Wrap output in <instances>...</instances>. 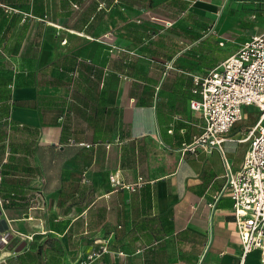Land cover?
<instances>
[{
    "label": "crops",
    "instance_id": "1",
    "mask_svg": "<svg viewBox=\"0 0 264 264\" xmlns=\"http://www.w3.org/2000/svg\"><path fill=\"white\" fill-rule=\"evenodd\" d=\"M262 32L264 0H0V264H76L95 239L99 264H237L224 163L250 124L184 150L203 126L189 100Z\"/></svg>",
    "mask_w": 264,
    "mask_h": 264
},
{
    "label": "built area",
    "instance_id": "2",
    "mask_svg": "<svg viewBox=\"0 0 264 264\" xmlns=\"http://www.w3.org/2000/svg\"><path fill=\"white\" fill-rule=\"evenodd\" d=\"M151 20L161 22L164 27L172 25L168 20L154 17ZM170 67L171 63L167 64ZM193 83L192 91L199 99H190L189 108L200 113L203 126L184 150L194 151L195 146H200L203 150L216 148L221 152L227 132L242 121L243 112L257 114L245 131L243 141H248V148L240 168L233 172L224 163L223 191L229 193L233 202L235 231L240 243L237 264H244L253 251L258 252L257 264H264V32L251 35L205 76H193ZM108 179L113 191L128 188L120 183L117 172L110 173ZM8 200L0 198V211ZM17 236L32 238L21 233ZM7 239V233L0 232V245L6 244ZM93 242L97 248L76 264H99L98 258L109 252L107 239ZM113 254L114 257L122 255L121 252Z\"/></svg>",
    "mask_w": 264,
    "mask_h": 264
},
{
    "label": "rangeland",
    "instance_id": "3",
    "mask_svg": "<svg viewBox=\"0 0 264 264\" xmlns=\"http://www.w3.org/2000/svg\"><path fill=\"white\" fill-rule=\"evenodd\" d=\"M205 34V32H204ZM236 45V44H234ZM232 44L227 43L223 48H221V54L222 56L230 53L233 51V49L235 48V46ZM257 114H248L246 111L243 112V119L242 122L245 124H253L255 119H256Z\"/></svg>",
    "mask_w": 264,
    "mask_h": 264
},
{
    "label": "trees",
    "instance_id": "4",
    "mask_svg": "<svg viewBox=\"0 0 264 264\" xmlns=\"http://www.w3.org/2000/svg\"><path fill=\"white\" fill-rule=\"evenodd\" d=\"M130 66H133V68H135L134 71H137L138 72L136 63H135V65H130ZM127 75H129L130 77H133V78H140V79H143V80H147V77L146 76H143V75H138V74H133V73H131V74H128L127 73Z\"/></svg>",
    "mask_w": 264,
    "mask_h": 264
},
{
    "label": "water",
    "instance_id": "5",
    "mask_svg": "<svg viewBox=\"0 0 264 264\" xmlns=\"http://www.w3.org/2000/svg\"><path fill=\"white\" fill-rule=\"evenodd\" d=\"M0 224L4 225L5 226V222L4 220L0 221ZM21 249V247L18 248V250Z\"/></svg>",
    "mask_w": 264,
    "mask_h": 264
},
{
    "label": "bare ground",
    "instance_id": "6",
    "mask_svg": "<svg viewBox=\"0 0 264 264\" xmlns=\"http://www.w3.org/2000/svg\"><path fill=\"white\" fill-rule=\"evenodd\" d=\"M252 253V252H251Z\"/></svg>",
    "mask_w": 264,
    "mask_h": 264
}]
</instances>
